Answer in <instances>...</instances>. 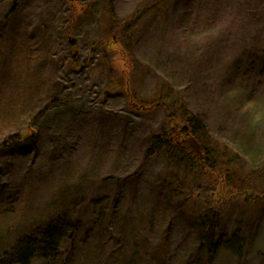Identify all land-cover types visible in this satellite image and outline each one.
Masks as SVG:
<instances>
[{"label": "rangeland", "instance_id": "1", "mask_svg": "<svg viewBox=\"0 0 264 264\" xmlns=\"http://www.w3.org/2000/svg\"><path fill=\"white\" fill-rule=\"evenodd\" d=\"M168 97L239 153L243 185L145 160L183 127ZM216 209L243 257L202 250L194 217ZM64 218L70 238L24 260ZM0 264H264V0H0Z\"/></svg>", "mask_w": 264, "mask_h": 264}, {"label": "trees", "instance_id": "2", "mask_svg": "<svg viewBox=\"0 0 264 264\" xmlns=\"http://www.w3.org/2000/svg\"><path fill=\"white\" fill-rule=\"evenodd\" d=\"M158 8V4L156 6L154 5L142 14H139L137 20H135L133 24L130 25L131 21H128L126 26H120L121 31L123 28L125 30L122 31V34L127 37L129 32L133 33L138 23L144 21L152 11L157 10ZM120 30L117 31V33H120ZM111 33L113 34L114 31ZM77 60L78 56L74 55L73 61L76 62ZM27 66L29 67L27 72L29 75L30 73H33V71L32 67H30V63H28ZM84 67L85 66H83L81 70H84ZM32 86H34V84L31 85V89L33 88ZM116 89L117 88H114V90ZM33 94L35 95L34 92ZM167 101H174L170 104L172 114L177 121L183 123V127L177 129L176 133L170 132L171 134L164 133L154 135L147 147L145 160L152 159L155 156L162 154L166 156L167 160H169V166L172 169L178 168L185 174L189 172L188 177H194L195 171L190 168L192 165L194 167H199L200 170L205 173L210 170L216 172L219 169V173L225 172L228 179H230L231 182H234L233 186L243 185L245 182L242 181L240 177L241 171L235 167L238 163L236 160L239 158V153L232 149H227V147L215 144L208 126L199 115H195L189 109L188 104L181 103L178 98L177 100H172L171 97H168ZM143 109L146 110V107H143ZM27 124V135L29 134V130H33L36 133V131L32 129L33 125L31 126V124ZM13 134L15 138H20V134ZM27 135L25 141H30L36 137L37 133L36 135ZM178 140H180L179 142H181V144H179ZM189 144L191 147L199 148L198 156H192L189 153ZM186 180L187 178L184 177L183 179L182 176L179 175L177 178H172L173 183H168L170 188H172V202L177 208H183V205H185V203L180 200V197L183 195L184 190L187 189L185 188L188 184V181ZM190 199H193L192 196H190ZM221 220L222 215L219 213L218 209L201 216L198 214L194 217V221L197 223L200 230V244L202 250L206 249L209 255L214 256L221 248H225L232 254H237V256L243 257L242 255L245 247L239 236L226 240H223L222 238L221 240ZM71 227H74L71 220L64 218L60 219L57 223L48 225L47 228L40 232L37 238L29 237L19 249L21 253L26 254L24 260H27L30 256L33 257L35 253L39 251V248L42 250H49L50 247L59 248V245L63 243V241L70 238L71 233L73 232Z\"/></svg>", "mask_w": 264, "mask_h": 264}, {"label": "water", "instance_id": "3", "mask_svg": "<svg viewBox=\"0 0 264 264\" xmlns=\"http://www.w3.org/2000/svg\"><path fill=\"white\" fill-rule=\"evenodd\" d=\"M29 134H28V136H30V135H36V133L33 131V130H29V132H28Z\"/></svg>", "mask_w": 264, "mask_h": 264}]
</instances>
